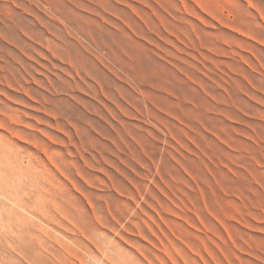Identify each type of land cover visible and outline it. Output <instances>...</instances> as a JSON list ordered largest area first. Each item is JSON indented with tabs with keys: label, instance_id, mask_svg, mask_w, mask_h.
I'll return each instance as SVG.
<instances>
[{
	"label": "rangeland",
	"instance_id": "rangeland-1",
	"mask_svg": "<svg viewBox=\"0 0 264 264\" xmlns=\"http://www.w3.org/2000/svg\"><path fill=\"white\" fill-rule=\"evenodd\" d=\"M0 134L62 203L0 264H264V0H0Z\"/></svg>",
	"mask_w": 264,
	"mask_h": 264
},
{
	"label": "bare ground",
	"instance_id": "bare-ground-1",
	"mask_svg": "<svg viewBox=\"0 0 264 264\" xmlns=\"http://www.w3.org/2000/svg\"><path fill=\"white\" fill-rule=\"evenodd\" d=\"M111 71L117 75L118 72L124 71V68L115 65L111 68ZM96 84V86H91L93 96L96 99H101V95L108 98L107 84L103 76L96 78ZM132 86L133 90L136 91L138 87L136 79L133 81ZM61 115L69 121L70 116H67V114ZM4 143H7V146ZM11 145H13V142L0 134V206L3 200L4 208L8 212L11 206L8 205L6 200L17 201L20 206L31 208L41 219L43 218L48 223L58 222L57 213H59L62 203L61 188L56 172L53 170L49 172L43 169L40 170L38 164L34 163L33 158H31L32 162L28 166L24 165L28 168V171L22 170L24 167L19 163L18 151L17 149L14 150ZM4 216L3 210L0 209V219Z\"/></svg>",
	"mask_w": 264,
	"mask_h": 264
}]
</instances>
